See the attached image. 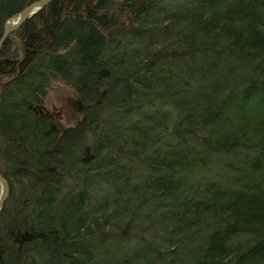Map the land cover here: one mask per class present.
I'll return each mask as SVG.
<instances>
[{"label": "trees", "instance_id": "obj_1", "mask_svg": "<svg viewBox=\"0 0 264 264\" xmlns=\"http://www.w3.org/2000/svg\"><path fill=\"white\" fill-rule=\"evenodd\" d=\"M0 174V264H264V0H50L0 46Z\"/></svg>", "mask_w": 264, "mask_h": 264}, {"label": "water", "instance_id": "obj_2", "mask_svg": "<svg viewBox=\"0 0 264 264\" xmlns=\"http://www.w3.org/2000/svg\"><path fill=\"white\" fill-rule=\"evenodd\" d=\"M49 1L50 0H35L29 3L28 5H26L25 7H23L18 13L17 18L13 22H11L10 25H7L2 29L0 34V46L9 32L16 29L21 24V22L25 20L27 16L34 13L37 9L44 6ZM53 123L56 129L60 131L61 128L58 126L57 122L53 121ZM7 194H8V183L6 179L0 174V205L2 204L3 200L6 198Z\"/></svg>", "mask_w": 264, "mask_h": 264}, {"label": "rangeland", "instance_id": "obj_3", "mask_svg": "<svg viewBox=\"0 0 264 264\" xmlns=\"http://www.w3.org/2000/svg\"><path fill=\"white\" fill-rule=\"evenodd\" d=\"M68 96H71V91L62 83L56 82L49 90L46 99H44L46 110L51 114V117L57 122L60 128L67 123L60 114V112L62 113L61 98Z\"/></svg>", "mask_w": 264, "mask_h": 264}, {"label": "flooded vegetation", "instance_id": "obj_4", "mask_svg": "<svg viewBox=\"0 0 264 264\" xmlns=\"http://www.w3.org/2000/svg\"><path fill=\"white\" fill-rule=\"evenodd\" d=\"M50 116H51V114H49ZM53 121H54V119H53Z\"/></svg>", "mask_w": 264, "mask_h": 264}]
</instances>
